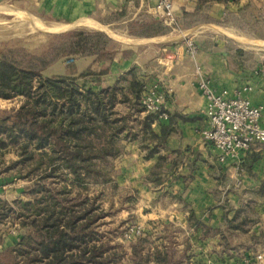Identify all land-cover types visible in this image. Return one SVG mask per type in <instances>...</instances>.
<instances>
[{
  "label": "crops",
  "instance_id": "1",
  "mask_svg": "<svg viewBox=\"0 0 264 264\" xmlns=\"http://www.w3.org/2000/svg\"><path fill=\"white\" fill-rule=\"evenodd\" d=\"M173 2L178 20L196 10V0ZM155 4L156 0H0V13L13 12L16 19L30 22L23 18L27 16L49 26L64 25L63 31L81 26L103 31L123 43L110 62L107 84L136 66L147 85L158 83L167 92L169 118L152 124L157 134L164 131L166 135L163 143H150L158 151L147 157L135 140L127 142L131 151L118 157V182L140 195L143 255H148V264H159L156 253L171 264H264V199L258 192L264 181V143L253 146L240 163L230 158L219 161L218 152L201 135L208 123L202 112L206 99L198 84L205 77L218 92L226 90L230 97L242 93L252 104L264 105V63L257 55L251 60L231 55L234 51L229 52L227 39L218 35L195 39L200 26L181 31L171 27L166 34L146 31L154 21L165 24ZM187 38L199 46L195 56L187 52ZM206 41L212 44L205 46ZM63 60L53 63L47 76L78 75L89 66H103L95 55L70 59L66 62L70 66L62 68ZM159 161L158 182L152 172ZM16 186L0 180V196L10 201L18 198ZM251 199L257 200V220L248 231L232 233L227 218ZM8 233L0 250L18 239V230ZM259 254L262 259L257 258ZM129 264H134L130 257Z\"/></svg>",
  "mask_w": 264,
  "mask_h": 264
},
{
  "label": "trees",
  "instance_id": "2",
  "mask_svg": "<svg viewBox=\"0 0 264 264\" xmlns=\"http://www.w3.org/2000/svg\"><path fill=\"white\" fill-rule=\"evenodd\" d=\"M232 1L241 0H196V11ZM252 6L247 1L238 10L228 9L227 15L248 12ZM260 14L264 17V8ZM151 25L153 32L170 29L161 21ZM58 38L43 53L25 48H6L0 53V98L20 100L11 113L0 116V175L14 170L16 176L35 183L30 200L0 196V244L9 234L8 227L1 228L4 220L15 216L20 228L16 242L0 250V264L119 263L125 251L99 223L110 212L102 208L97 196L75 195L74 190L87 188L89 179L107 173L102 164L120 155L123 139L139 141L150 157L158 151L150 143L161 144L166 136L153 129L157 114L146 113L141 106L149 85L138 67L107 84L116 54L114 39L100 30L71 31ZM208 43L212 44L206 41L205 46ZM227 45L235 57L251 60L255 56L231 39ZM92 55L103 62L100 69L89 66L78 75L43 74L63 57L74 60ZM10 150L17 158L6 164L4 157ZM161 169L159 161L152 172L158 182ZM258 192L264 199V181ZM256 205L257 200L251 199L227 218L232 233L250 229L257 220ZM143 237H138L139 245H134L129 256L134 264H148ZM155 255L159 264H171L160 253Z\"/></svg>",
  "mask_w": 264,
  "mask_h": 264
},
{
  "label": "rangeland",
  "instance_id": "3",
  "mask_svg": "<svg viewBox=\"0 0 264 264\" xmlns=\"http://www.w3.org/2000/svg\"><path fill=\"white\" fill-rule=\"evenodd\" d=\"M247 1H251L253 5L252 9H250L248 12H240L236 15H227L228 9L238 10ZM217 3L219 2L209 4L199 12L196 10L195 12H191L192 14L185 15L183 19H177V22L173 25L167 24L164 20V25L168 26L170 29L161 33H169L173 27H176L178 31H181L183 28H197L200 26V28L196 29V35H194L195 39L207 34H214L224 39H231L243 48L254 51L255 55L260 57L264 63V17L260 14L261 8H264V0H241L239 2L232 1L228 5L225 3H221V5H219ZM23 18L30 19L31 23L27 20H20V18L16 19L15 13L13 12H8L7 14L0 13V53L6 48H25L33 53H43L50 48L51 44L59 40L58 35L60 34L77 30H95L89 28L88 26H81L71 30L55 31L49 27H45L41 21L39 23V20L35 23L30 17L24 16ZM155 22L156 21L152 22L151 24ZM151 24L150 27L152 26ZM203 25L208 26L204 27ZM216 26H221L222 28H225V30L235 32L250 39L261 40L263 45L259 47L247 46L231 37L226 31L224 32V30H222V32L221 30H217ZM150 27L148 28L147 26L145 30L153 32V27ZM122 44V42L119 43L118 41H115V44H112V48H114V51L117 52ZM63 58L64 60L62 63H64V65H62V68L70 66V64L66 65V62L69 61L71 57L66 56ZM49 67L43 71L45 76L52 72V69ZM60 69L61 67L58 70ZM19 104V99L9 100L0 98V116L11 113L14 108L19 106ZM145 114V112H141L142 116ZM132 119L135 123V126L138 128L139 125L134 121L136 118L132 117ZM127 142L131 141L126 139L122 140L124 146L119 155L120 157L124 154H128L131 151V148L126 147ZM141 150L146 152L145 147H141ZM5 156L6 157H4V160L6 161V164L17 158L16 153L11 150L7 152ZM119 156L110 158L108 162L102 164L103 169L107 172L106 174L99 176L98 178L89 179L87 188L82 189L81 187L77 186L74 190V193L75 195L82 193L81 196H97V201L101 204L102 208L110 212L109 215L100 220L99 223H101V229L103 231H107L111 235L113 242L120 244V251H125L123 259H120V262L116 264H129V255H127V253L130 251L131 247L133 252V247L140 238L127 241L123 238V232L128 224L135 222L144 224V217L143 208L139 204L140 195L132 189L127 188V186L124 184H120L118 182L117 175L120 166V158H118ZM14 173V170L3 172L0 175L2 184H16V187L18 188L17 191L20 194L18 198L30 200L34 195V181L28 178L18 177ZM7 227L9 231L18 230L19 233V223L15 216L2 222L1 228L5 230ZM232 240L233 242L239 241V239L234 237ZM236 244L238 243L236 242ZM138 245L139 243H137L136 246ZM141 246L143 245L141 244L140 247Z\"/></svg>",
  "mask_w": 264,
  "mask_h": 264
},
{
  "label": "built area",
  "instance_id": "4",
  "mask_svg": "<svg viewBox=\"0 0 264 264\" xmlns=\"http://www.w3.org/2000/svg\"><path fill=\"white\" fill-rule=\"evenodd\" d=\"M154 10L162 14L167 24L177 22L173 0H156ZM184 44L187 52L195 56L199 50L196 42L187 38ZM198 84L206 99L202 112L208 124L201 130L203 140L218 152L219 161L230 158L240 163L253 146L264 143V105L252 104L242 93L230 97L226 90L218 92L205 77H200ZM141 106L146 113L157 114L158 119L169 118L167 92L158 83L149 86L143 93ZM12 233L16 234L17 230ZM144 233V225L135 222L127 225L123 238L132 241ZM257 258L262 259L263 255L259 254ZM245 263L239 261L236 264Z\"/></svg>",
  "mask_w": 264,
  "mask_h": 264
},
{
  "label": "bare ground",
  "instance_id": "5",
  "mask_svg": "<svg viewBox=\"0 0 264 264\" xmlns=\"http://www.w3.org/2000/svg\"><path fill=\"white\" fill-rule=\"evenodd\" d=\"M35 21V20H34ZM42 22V21H41ZM35 23H36V21H35ZM39 23H40V21H39ZM42 24L45 26V27H49V28H51V29H53V30H55V31H58V30H62V29H65V27H64V25L63 26H59V25H54V26H49V25H47V24H45V23H43L42 22ZM40 27V26H39ZM219 29V28H218ZM221 29V28H220ZM224 30V29H223ZM227 32V33H229V35L231 36V37H233L234 39H236L237 41H239V42H241V43H243V44H245V45H247V46H251V47H259V46H262L263 45V42L261 41V40H257V39H250V38H247V37H245V36H243V35H239V34H237V33H235V32H231V31H228V30H224V32Z\"/></svg>",
  "mask_w": 264,
  "mask_h": 264
}]
</instances>
